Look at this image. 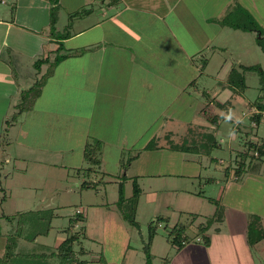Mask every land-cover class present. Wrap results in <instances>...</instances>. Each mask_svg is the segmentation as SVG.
<instances>
[{
  "label": "crops",
  "instance_id": "crops-1",
  "mask_svg": "<svg viewBox=\"0 0 264 264\" xmlns=\"http://www.w3.org/2000/svg\"><path fill=\"white\" fill-rule=\"evenodd\" d=\"M235 1L248 4L246 0H0V102H6V111L11 107L19 110L17 123H26L29 129L25 132L29 136V149L55 157L76 151L79 156L75 161H79L80 157L83 161V149L86 144L91 145L88 142H96V149L103 146L112 147L117 152L124 149L136 151L132 163L145 159L141 169L135 170L131 176L126 174L127 170L123 172L122 178L111 176L110 179L114 180L112 183H120L121 180L124 193L126 183L132 182L134 178L141 194L154 192L148 185L150 182L152 186L159 187V192L180 191L213 206L212 215L215 206L207 201L201 190L195 192L194 189L204 190V184L220 186L217 201L223 208L221 222L213 224L202 234L196 229L195 236L190 238L194 239L193 242H187L178 251L175 250L168 264H255L254 254L246 240L249 219L258 216L264 230V215L250 208L253 201L237 198L226 201L229 189L240 188L244 176L252 183L260 182L257 178L259 175L264 177L262 167L257 173L246 172L239 179L231 171L224 174L223 180H217L204 175L203 171L210 169L211 163L222 164V160L199 152L172 151L167 142L179 144L189 139L186 141L190 146L198 143L204 133L212 134L217 141L214 133L220 130L219 121L224 119L214 124L204 119L201 110L206 107V101L202 108L194 112L203 121L187 123L180 136L169 129L173 114L165 116V111L170 108L178 113L180 101L187 100V106L184 105L187 109L190 108V100L196 101L190 94L191 88H186L196 82L195 78L188 80L185 87H179L178 75L170 67L173 69L177 66L175 61L179 59L176 53L181 50L186 52L183 53L186 60L194 58L185 50L187 43L182 42L185 30H196L197 26L200 30H211L213 24L218 26V30L221 29L223 26L219 21L227 7L235 4ZM83 9L85 12L61 27L62 30H68L63 36L57 25L59 15H71ZM84 22L88 23L77 29ZM209 37L207 41L206 38L200 40L199 48L206 46V42L211 39ZM58 44H61V49L57 52ZM57 56L62 58L54 62ZM148 58L160 63L166 70L137 71L138 65L134 64L147 61ZM36 61L42 62L35 66ZM133 67L136 70L130 71ZM142 77L146 79L147 87L138 86ZM133 83H137V86H131ZM134 90L141 91V94L150 91V99L143 96L133 99L131 95ZM222 93L225 94V100L217 98ZM206 95L212 101L209 108L227 113L234 94L224 83L222 89L213 92V95L202 92V96ZM128 100L132 101L129 106L125 105ZM157 104L160 110L149 124L148 119L153 117L150 109H155ZM247 108L249 115L255 109L249 103ZM156 119H162L165 123L156 124ZM154 124L158 128L150 138L156 141V148L144 149L152 139L137 146V142ZM96 127L100 129L95 131ZM46 138H49V143ZM248 139L254 140L252 137ZM42 140L43 144L39 148L38 143ZM52 144H58V148ZM218 144L221 149V144ZM144 154L146 158H141ZM118 156L115 160L121 154ZM75 164L70 168L79 173L82 167ZM102 164V160H99L97 168L101 169ZM118 165L120 167V161ZM103 175H106L105 172ZM86 179L87 176L83 175L80 184L89 182ZM169 180H176L177 186ZM209 180L211 182L208 183ZM142 181L147 185L145 188L140 184ZM180 182L184 184L183 187ZM100 183L103 180L95 187L100 186ZM199 192L202 196L196 194ZM181 205L189 209V213L196 214L195 209L199 208L197 201H181ZM77 211L83 213L82 209ZM191 227L194 228L193 225ZM203 237L208 239V244L202 243L203 240L197 241ZM261 243L252 246L259 255L263 254L260 253ZM122 250H128V242L122 246ZM123 253L121 251L122 260L115 261V264H122ZM101 264L109 262L105 258Z\"/></svg>",
  "mask_w": 264,
  "mask_h": 264
},
{
  "label": "rangeland",
  "instance_id": "rangeland-1",
  "mask_svg": "<svg viewBox=\"0 0 264 264\" xmlns=\"http://www.w3.org/2000/svg\"><path fill=\"white\" fill-rule=\"evenodd\" d=\"M235 2V4H230L224 13L231 11L233 5H239L248 11L253 22L261 29L264 38V0H246L249 5H243L240 1ZM82 11L84 9L79 11L80 14H82ZM77 16L61 13L57 20L58 28H63L64 25L69 23L68 21ZM86 23L88 22L81 23L77 26V29ZM216 27L218 26L213 24L211 30L205 31L203 29V31L197 29L198 26L195 28L196 30H185V39L182 38V42L187 43L185 50L192 54L194 58L191 61L186 60V55H183L186 52L181 50L176 53L177 59H179L178 62L175 61L177 66H174L173 69L170 67V70L178 75L179 87H185L188 84V80L192 81L193 78L196 80L194 85L186 86L187 90L191 88L190 94L196 99V101L190 100V108L184 107V105L187 106L185 104L186 100L179 102L180 111L178 113H176L177 110L172 108V110L169 108L165 111V116L169 115L168 117H170L173 114V117H171L173 122L168 126L176 136L183 134L187 123L194 124L203 121L198 115L194 114L195 110L197 112L205 105L206 100L202 96V92H209L213 95V92L221 90L225 83L226 73L232 65H256L264 72V53L256 44L258 36L255 33L235 31L229 27H222L218 30ZM62 28L60 32H63L64 35L68 30H62ZM209 36H211V39L206 42V46L199 48L200 40L206 38L207 41L210 38ZM134 65H138L137 71L142 72L146 70L152 72L166 70L162 68L160 63L153 62L149 58L147 61L138 62V64ZM131 70L135 71L136 67L131 68ZM244 78L245 90L240 95L234 94L230 100L232 102L231 107L228 106V110L231 109L235 116L239 117L243 122L237 126L231 121H219L220 130L214 135L217 138V142L221 144V149H215L211 153V157L222 160L223 163H211L210 169L203 171L204 175L217 180L225 178L223 169L229 163L232 166L234 165L235 154L243 151L247 137H252L253 141L264 143V117L257 126L253 127L249 120L250 115L247 108L248 103L252 104L259 97L264 96L259 90V76L256 72H246L244 73ZM138 83V86L147 87L144 77ZM131 86H137V83H133ZM140 92L134 90L131 97L134 99L135 97L143 96L150 99V91H146L147 93L145 94ZM217 98L225 100L226 97L222 93ZM14 102L13 104L17 105ZM131 102V100H128L125 105L129 106ZM158 105L154 107L155 109H150V114L153 117L148 119L149 124L154 121L155 115L157 116L160 110L157 108ZM182 107L184 110H182ZM5 108L6 102H0V257L4 253L5 240L12 232L14 234L15 231H21L24 237L32 238L36 233L45 229L46 220H38V216L46 219L49 217L50 212L53 215V219L51 220L49 233L43 236L37 235L38 237L35 241L19 239L13 253L23 255L40 254L46 248H56L66 238L70 220L76 219L79 216L76 211L82 209L84 220L78 222L73 228L71 227L72 230L69 233V235L73 234L78 238L73 243V250L83 251V254L77 256L79 260L88 261L90 264H98L99 259L103 262V259L106 258L109 264H115V261L122 260L121 251L122 253L124 252L122 246L128 242V250L123 253L122 264H145L144 248L148 239V226L152 223V225H156V228L149 247L151 264H163L164 261H171L176 250L174 245L170 241L168 242L172 227H181V230L174 232L172 236L176 233L181 239L184 237L191 238L196 234L195 226L204 223L207 218L212 216L213 206L202 202L204 200L180 191L159 192V187L152 186L149 181L148 185L154 192L139 194L136 209L132 214L136 225H131L130 222L123 219V215L131 216L128 207L132 192V182L126 183L125 201H123V204H118L119 183H112L114 180L110 178L111 176L122 178L125 170H127L126 174L131 176L135 170L141 169L145 159H140L133 164L132 161L136 151H126L124 149L121 152H117L118 150H114L112 147L103 148L101 146L94 151L98 160L103 162L102 168L99 169L97 166H91L85 160L84 155L82 157L83 161L80 159L81 157L79 161H75L77 155L79 156L76 151L73 153L67 152L62 157L49 156L45 152L39 153L35 149L32 150L27 147L29 136L25 132L29 129L26 123H17L19 110L11 107L10 110L6 111ZM133 108L135 107L133 106ZM210 109L208 108V110ZM214 111L219 115L221 113L227 114L216 109ZM155 121H157L156 124L165 123L162 119H156ZM99 127L103 128V126ZM109 127L112 128L113 126ZM36 128L39 130L38 126ZM149 128L151 129L141 141L137 142V146L143 145L145 141L150 139L156 142L154 138L150 137L156 134L158 126L155 125ZM233 128H235V135L229 136V132ZM98 129L100 128L96 127V130L93 128L95 131ZM99 133H102V131H99ZM244 133L247 134L245 135ZM48 139L46 138L49 143ZM186 140L189 141V139H184L181 143L187 142ZM88 143H91V145L96 144V142ZM42 144L43 140L38 143L39 148ZM187 145H189V142ZM52 146H57L58 148V144H52ZM82 153H84V149ZM116 154H119V156L121 154V156L115 160ZM71 157L72 161H70ZM141 158H146V154ZM146 160H149V158ZM118 161H120V167ZM72 164L82 167L79 173L70 168ZM91 167L93 168L91 175L93 176L94 174L95 176L92 179L91 175H89L86 180H89V182L95 181V183L103 180V183H100V186L98 185L95 189L82 190L80 178L84 175L85 170ZM104 172L106 175H103ZM257 179L260 182L254 181L252 183L244 176L243 184L241 183L242 186L240 188L231 187L229 189L226 201H234L236 198L241 201H253L250 208H254V210L264 215V177L259 175ZM169 181H172L174 186L178 184L176 180ZM120 182L122 181L120 180ZM181 182L189 183L187 181ZM182 183L181 186L183 187L184 184ZM140 184L143 188L147 186L144 181ZM197 190H201L207 198L217 201L220 186L204 184V190L201 188L194 189L195 192ZM181 201H197L199 208L195 209L197 210L196 214L189 213L190 211H187L189 209L183 207ZM20 215L23 218H19ZM6 217L13 220L8 221ZM157 219H165V221L157 223ZM20 222H24L21 230L18 229ZM193 240L192 238L189 242H193ZM202 240L201 238L198 241L202 242ZM261 241L262 243L259 245L261 247L260 253L263 254L259 255L253 249L254 247H250L254 254L255 264H264V241ZM20 262L22 264H37L33 260H14L12 264H19ZM54 264L60 263L55 262Z\"/></svg>",
  "mask_w": 264,
  "mask_h": 264
},
{
  "label": "trees",
  "instance_id": "trees-1",
  "mask_svg": "<svg viewBox=\"0 0 264 264\" xmlns=\"http://www.w3.org/2000/svg\"><path fill=\"white\" fill-rule=\"evenodd\" d=\"M233 9L229 11L228 13H225L221 20L219 21V24L223 27H229L233 30H239L242 32H252L255 33L258 38L256 39V44L260 48V50L264 53V38L262 35L261 29L253 22V19L251 18V15L246 11L245 9L241 8L239 5H233ZM85 11H82V13ZM72 16L81 15L80 12H75L71 14ZM64 36V35H63ZM61 44H58L57 52L60 51ZM62 58L60 56H57L54 60V62L59 61V59ZM42 61H36L35 66L40 64ZM246 72H256L259 76V84H260V92L264 94V72L261 70L259 66H244L241 64H238L237 66L232 65L230 67V70L227 73L225 84L227 88L233 93V94H241L246 88L245 85V78L244 73ZM195 84V83H194ZM193 84V85H194ZM206 98V107L201 110V115L209 122H212L213 124L219 120L222 119L221 116H219L217 113L213 111V109L208 110L210 107V103H212L211 100ZM257 113L251 114L249 117L250 123H253V127L257 126L260 122V120L263 118L262 114L264 113V96L259 97L256 102L252 103ZM216 105L213 103V108L215 109ZM210 111V112H209ZM169 143V149L172 151L177 152H184V153H194L199 152L203 155H206L208 157H211V153L219 148V144L216 141L215 137L212 134L204 133L200 136L199 142L195 144L192 143L190 146L187 145L188 142H182L181 144H175L171 141L167 140ZM94 146V148H93ZM96 144L93 145L86 144L84 147V158L86 161L90 163L91 166L96 167L99 165V160L95 156L94 151L96 150ZM156 145L154 141H149L147 145L144 147L145 150H152L155 149ZM264 143H259L258 141H252L249 140L248 137L246 138V141L244 142V149L242 152H237L235 154L234 159V165L232 166L231 163L227 165V167L224 170V174L227 175L229 172H233L232 175L239 179L242 175H244L246 172H258L259 169L263 168L264 173ZM216 160V159H214ZM93 172V168H88L84 172V176H89ZM101 181V180H100ZM97 183L92 182H83L81 184V189H92L94 188ZM211 182V180L208 181V183ZM140 194L139 187L136 183V179H132V192L129 202V210L131 212V216L123 215V219L130 222L131 225L135 226V221L133 219V213L136 209V203L138 196ZM198 196H202V193H196ZM123 201H125L124 196V186L123 183L120 182L118 184V204H123ZM207 201L212 203L215 206V211L213 215L210 218H207L204 223L196 225V229L198 233L202 234L205 233L213 224L220 223L223 217V208L220 205V203L216 200L207 198ZM127 207V206H126ZM77 214V213H76ZM79 215L76 219L70 220V227L67 228V235L66 238L57 245L56 248L50 249L46 248L44 252L40 254H31V255H23V254H15L13 253L15 250L16 243L19 239H23L25 241H35L38 237L37 235H47L49 231L51 230V220L53 219V215L50 212L49 217L44 219L40 218L38 215V220H46L45 229L41 232L36 233L32 238L24 237L21 231H15L14 234H10L5 240V246H4V253L0 257V264H12L14 260L19 261H26V260H33L34 262H37V264H54L55 262L60 264H90L88 261L85 260H79L77 257L79 254H83V251H74L73 250V243L78 240L77 236L75 235H69L70 231L72 230L74 225H76L78 222H82L84 219L82 217V213H78ZM81 215V216H80ZM21 216V217H20ZM19 218H23L22 215H20ZM8 221H12L13 219L6 217ZM157 223H160L162 221H165V219H157ZM24 222L19 223L18 229L21 230L22 224ZM155 228L156 225H152V223L148 226V239L146 241V246L144 248L145 252V264H151V255L149 253V247L151 244V241L155 235ZM184 228V227H182ZM181 230V227H172L170 233H169V239L171 244L174 245L176 250H179L183 244L189 242L191 239L184 237L183 239L179 238L178 235L172 236L174 232H178ZM173 237L172 239H170ZM264 239V230L261 226V221L258 216H252L249 219L248 225H247V234H246V240L249 247L254 246L255 244L259 243L261 240ZM203 243L208 244V239L206 237H203ZM54 262V263H53ZM100 263L101 259H99ZM19 264H22L21 262ZM163 264H168V261H164Z\"/></svg>",
  "mask_w": 264,
  "mask_h": 264
},
{
  "label": "clouds",
  "instance_id": "clouds-1",
  "mask_svg": "<svg viewBox=\"0 0 264 264\" xmlns=\"http://www.w3.org/2000/svg\"><path fill=\"white\" fill-rule=\"evenodd\" d=\"M221 116L225 120V122L231 121L233 122L234 125H237V126L243 122L239 117L235 116V114L231 111V109L228 110L226 115L224 113H221ZM234 135H235V128H233L229 132V136H234Z\"/></svg>",
  "mask_w": 264,
  "mask_h": 264
},
{
  "label": "built area",
  "instance_id": "built-area-1",
  "mask_svg": "<svg viewBox=\"0 0 264 264\" xmlns=\"http://www.w3.org/2000/svg\"><path fill=\"white\" fill-rule=\"evenodd\" d=\"M254 113H257L255 109L252 110V111L250 112V115H251V114H254ZM262 116L264 117V113L262 114ZM252 125H254V124L252 123ZM76 213L78 214V213H81V212H80V211H76ZM198 240H199V239H197V241H198Z\"/></svg>",
  "mask_w": 264,
  "mask_h": 264
}]
</instances>
